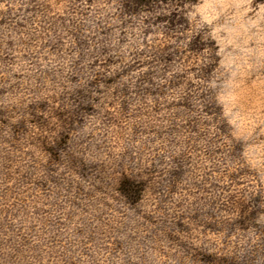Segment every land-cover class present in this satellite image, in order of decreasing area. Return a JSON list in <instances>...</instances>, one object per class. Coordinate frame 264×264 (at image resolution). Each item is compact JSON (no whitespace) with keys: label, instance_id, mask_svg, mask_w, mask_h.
<instances>
[{"label":"rangeland","instance_id":"374dc122","mask_svg":"<svg viewBox=\"0 0 264 264\" xmlns=\"http://www.w3.org/2000/svg\"><path fill=\"white\" fill-rule=\"evenodd\" d=\"M0 264H264V0H0Z\"/></svg>","mask_w":264,"mask_h":264}]
</instances>
